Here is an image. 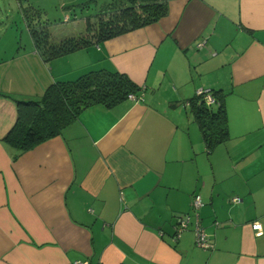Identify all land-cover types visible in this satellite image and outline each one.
I'll return each instance as SVG.
<instances>
[{
	"label": "crops",
	"instance_id": "obj_1",
	"mask_svg": "<svg viewBox=\"0 0 264 264\" xmlns=\"http://www.w3.org/2000/svg\"><path fill=\"white\" fill-rule=\"evenodd\" d=\"M167 3L98 44L0 59V264H264V0ZM99 69L127 75L142 101L92 106L20 155L3 141L17 100ZM200 88L225 94L229 139L210 152L188 102ZM194 194L209 248L193 225L172 239Z\"/></svg>",
	"mask_w": 264,
	"mask_h": 264
},
{
	"label": "trees",
	"instance_id": "obj_2",
	"mask_svg": "<svg viewBox=\"0 0 264 264\" xmlns=\"http://www.w3.org/2000/svg\"><path fill=\"white\" fill-rule=\"evenodd\" d=\"M167 2L105 0L96 22L85 20L83 34L57 42L51 41L49 33L36 31L33 27L35 17L29 10L22 11L34 47L44 58L51 59L152 25L167 15ZM140 92H143L142 87L127 75L106 69L89 71L71 81H56L38 99L16 101L17 121L3 141L16 151V155H20L59 135L84 110L96 105L109 109L127 100L128 95H139ZM209 92L213 99L210 104L197 94L188 102L205 147L210 152L229 139V129L224 91L210 89Z\"/></svg>",
	"mask_w": 264,
	"mask_h": 264
},
{
	"label": "rangeland",
	"instance_id": "obj_3",
	"mask_svg": "<svg viewBox=\"0 0 264 264\" xmlns=\"http://www.w3.org/2000/svg\"><path fill=\"white\" fill-rule=\"evenodd\" d=\"M20 1L21 4L19 0H0V59L15 57L33 46L23 9L29 10L35 17L33 27L36 31L49 33L51 41L57 42L83 34L85 20L92 19V22H96L105 0Z\"/></svg>",
	"mask_w": 264,
	"mask_h": 264
},
{
	"label": "built area",
	"instance_id": "obj_4",
	"mask_svg": "<svg viewBox=\"0 0 264 264\" xmlns=\"http://www.w3.org/2000/svg\"><path fill=\"white\" fill-rule=\"evenodd\" d=\"M197 49H202L205 46V39L199 40L195 44ZM143 89V88H142ZM197 95H202L204 100L210 104L213 99L210 95L208 89L200 88L196 92ZM128 100L132 102H140L142 101V92L139 95L130 94L127 97ZM240 198L234 197L232 198L233 203H239ZM203 201L200 194H194L191 200V207L193 211L194 220L192 222V217L189 214H181L176 217L175 225H174V233L172 239L177 241L180 239L181 235L188 230L190 225H193V234L195 239L196 246L200 248H209L212 247L211 242L209 241L208 235L206 234L204 228L200 222L199 209L202 207ZM252 228L254 230H260L261 225L259 222L252 223ZM72 264H88L85 261H74Z\"/></svg>",
	"mask_w": 264,
	"mask_h": 264
}]
</instances>
